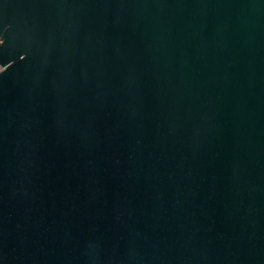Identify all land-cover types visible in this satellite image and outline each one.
I'll return each mask as SVG.
<instances>
[{
	"label": "water",
	"instance_id": "1",
	"mask_svg": "<svg viewBox=\"0 0 264 264\" xmlns=\"http://www.w3.org/2000/svg\"><path fill=\"white\" fill-rule=\"evenodd\" d=\"M0 264H264V0H0Z\"/></svg>",
	"mask_w": 264,
	"mask_h": 264
},
{
	"label": "built area",
	"instance_id": "2",
	"mask_svg": "<svg viewBox=\"0 0 264 264\" xmlns=\"http://www.w3.org/2000/svg\"><path fill=\"white\" fill-rule=\"evenodd\" d=\"M3 69H4V68L0 65V72H2Z\"/></svg>",
	"mask_w": 264,
	"mask_h": 264
}]
</instances>
